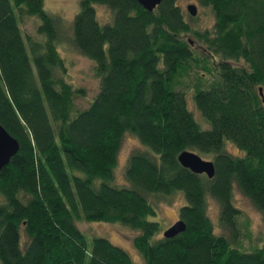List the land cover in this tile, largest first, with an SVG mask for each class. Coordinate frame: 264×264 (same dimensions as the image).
<instances>
[{"label":"trees","instance_id":"trees-1","mask_svg":"<svg viewBox=\"0 0 264 264\" xmlns=\"http://www.w3.org/2000/svg\"><path fill=\"white\" fill-rule=\"evenodd\" d=\"M196 2L213 13L212 29L193 30L178 0L153 12L137 0H81L69 37L45 0H0V124L20 144L0 178V264H135L106 238L90 242L82 221L138 232L144 264H264V237L250 251L238 247L234 204L238 190L264 212V0ZM97 6L111 11L107 24ZM28 19L35 35L23 30ZM68 42L94 63L100 82L82 110L76 100L86 92L68 81L59 52ZM128 132L157 157L132 153L130 186L118 187ZM227 142L244 155L230 154ZM183 152L209 158L214 178L183 168ZM175 193L186 200V231L160 237L161 224L150 219ZM208 198L233 240L216 233Z\"/></svg>","mask_w":264,"mask_h":264},{"label":"rangeland","instance_id":"rangeland-1","mask_svg":"<svg viewBox=\"0 0 264 264\" xmlns=\"http://www.w3.org/2000/svg\"><path fill=\"white\" fill-rule=\"evenodd\" d=\"M81 0H45V10L51 14L59 15L65 22V28L68 32V36L72 35V24L75 15L79 11V5ZM178 5L185 13L187 20L193 30L204 32L207 29H212L215 23L213 13L208 9H202L198 7V15L191 21V16L188 13L189 5H196V0H178ZM97 16L101 24H107L110 20L111 11L104 6H97ZM23 30L25 33L35 35L36 22L28 19L23 24ZM193 40H195L193 38ZM68 66V81L75 87L83 89L86 92L84 97L76 100V105L79 110L85 109L89 106L90 102L97 96L100 89V82L94 70V63L82 55L75 49L71 42L60 46V51ZM204 76V72L199 70L196 72ZM191 92L188 93L189 107L194 113L195 118L204 126V121L201 113L196 109L193 101L191 100ZM147 150L152 155H155L151 149L143 146L137 136L132 133H126L123 136L121 148L118 153L117 166L114 170L113 184L118 187H129V183L125 178L128 159L131 154L136 151ZM226 150L237 157L244 155L234 144L227 142ZM204 160H210L209 158H203ZM2 196L0 194V200ZM234 204L240 211L239 223H240V236L236 240L238 247L246 249L248 251L257 247L259 239L264 237V212H260L252 202L242 195L238 190L234 193ZM186 205V200L183 193H175L170 197H167L163 201L159 202L157 207V217L151 218L161 224L163 233L170 229L176 222L179 221V211ZM208 215L214 223L216 233L224 235L225 237L233 240L229 233L223 230L219 225V205L212 199L208 198ZM80 230L86 235L91 242L94 237H103L108 239L112 244L125 250L135 264H144V260L139 254L138 250L134 246V238L138 235V232L132 231L119 224L108 223H89L86 221L79 222ZM134 232V233H133ZM243 251V250H242Z\"/></svg>","mask_w":264,"mask_h":264},{"label":"water","instance_id":"water-1","mask_svg":"<svg viewBox=\"0 0 264 264\" xmlns=\"http://www.w3.org/2000/svg\"><path fill=\"white\" fill-rule=\"evenodd\" d=\"M139 4L148 12H153L162 2V0H137ZM188 13L195 18L198 15V6L189 5ZM191 44H193L191 42ZM260 96L264 105V93L260 90ZM20 150V144L17 139L13 138L9 132L0 124V178L2 171L10 164L11 160L17 155ZM179 163L183 168H186L198 175H206L209 179L215 176V166L212 161L203 160L198 154L191 152H183L178 157ZM186 231V224L179 220L164 236L173 238Z\"/></svg>","mask_w":264,"mask_h":264}]
</instances>
